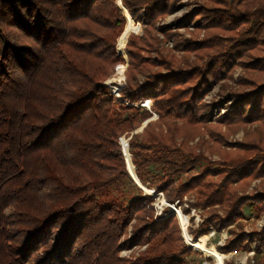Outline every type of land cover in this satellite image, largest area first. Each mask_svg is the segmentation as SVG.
Here are the masks:
<instances>
[{"label":"trees","instance_id":"1","mask_svg":"<svg viewBox=\"0 0 264 264\" xmlns=\"http://www.w3.org/2000/svg\"><path fill=\"white\" fill-rule=\"evenodd\" d=\"M120 1L141 21L144 33L128 38L127 84L117 98L102 84L120 62L115 41L125 20L115 0H0V264H184L181 258L192 250L184 244L174 212L165 209L154 218L152 198L138 188L127 200L107 193L126 182L136 187L118 138L151 118L139 106L146 99L158 119L147 122L128 145L141 185L162 193L170 205L182 203L187 194L193 208L226 203L224 218L216 210L204 213L206 224L217 230L231 225L248 201L234 194L231 202L224 195L226 183L212 187L205 182L207 170L178 182L205 159L175 143L179 130L174 124L206 126L210 106L197 99V89L186 87L189 73L175 80L172 67L166 68L167 75L150 71L174 49L212 50L215 60L207 78L227 76L223 74L235 62L248 71L264 70V61L253 65L248 55L264 49V0H205L200 9L158 27L157 20L181 0ZM189 23L212 33L201 41L183 40L178 30ZM155 33L173 41V50L158 49ZM138 75L147 80L139 83ZM203 81L198 89H205ZM228 99L234 105L221 117L223 124L264 126L263 89L230 92ZM253 101L255 107L249 109ZM253 150L260 152L257 146ZM259 156L228 165L236 168L232 176L260 168L264 158ZM8 209L12 213L7 215ZM244 238L236 236L219 250H247ZM254 238L264 264V228ZM137 246L146 248L135 259L118 257Z\"/></svg>","mask_w":264,"mask_h":264},{"label":"rangeland","instance_id":"2","mask_svg":"<svg viewBox=\"0 0 264 264\" xmlns=\"http://www.w3.org/2000/svg\"><path fill=\"white\" fill-rule=\"evenodd\" d=\"M115 2L120 14L125 20L124 27L115 41V53L120 59V62L115 65L113 71L102 82V84L108 87L109 91L115 97L120 98V91L124 89L127 84L129 58L127 55L126 44L128 38L131 35L142 37L144 27L141 21L129 15L127 9L122 5L120 0H115ZM204 3L205 0H181L173 11L157 20L156 27L167 26L174 20L182 19L186 15L200 9ZM253 6L254 5H252V9ZM121 10L123 11V14ZM211 33V31H197L191 23L187 24L186 28L178 30V34L182 36L183 40L192 38L195 41H201L205 39L206 36H210ZM219 35L226 37L233 35V33L219 32ZM155 36L159 39L157 45L158 49L161 51L163 49L173 50V41H164L161 34L155 33ZM169 54V57L164 59L165 62H159L158 66L151 68V74L161 73L167 75L166 68L172 67L171 73H175L176 76L174 78L175 80H178L179 74L188 75L187 73H189L192 79L185 82L187 83L186 87H193L195 90L197 89V99L200 98L203 105L210 106L207 109L211 115V120L206 126L191 125L188 130L185 127L183 128V124L179 121L174 124L179 130L175 137L173 135L175 143L183 147L185 150H193L195 154L201 155V157L205 159L201 160L198 163L197 168L194 170L187 171L180 175L178 182L195 177L198 173L204 170L210 171L211 173L219 170L221 175L216 176L209 173L205 177V182L209 183L212 187L221 184L225 185L226 183L227 185H225L226 188L224 189V195H229V198L231 197V202L232 198L235 197L234 194L242 200L248 199L239 210L240 216L233 217L234 221L231 225L224 226L219 230L213 227L212 224H206L208 216L206 217L204 213L216 210L217 214L221 218H224L223 209L226 206V203L215 204L205 210H202L201 208H193L190 207V203L194 200L187 194L183 197L182 203L171 205L175 207V210L179 214V216L175 214V217L184 244L192 250L188 256L181 258V260L184 261V264H261L259 262L261 254L259 252L257 253L255 250L257 242L254 238V234L260 232L264 228V164H262L260 168H256V170H242L236 177L232 176L236 168L229 167L228 165L236 166L237 162L251 161L258 155H260V158H264V126L263 123L260 122H247L232 128L227 127L220 120L222 116L231 111L234 105L233 101H230L229 99L225 100L230 92L252 94V92L256 90L258 91V89L264 90V70L248 71L247 68L245 69V66L239 64V62H235L231 64L230 68H227L225 74H223L227 76L207 78L206 75L208 69L215 60H211V55H213L212 50H199L186 53L185 51L174 49L173 51H170ZM248 55L255 60L253 65L255 63L261 65L264 61V49L257 48L251 50ZM154 57L155 55L151 54V58ZM243 60L249 61V58L245 56ZM144 75L137 76L139 83L147 80V75ZM203 79L206 81H203ZM200 81L206 82L203 86L205 88L204 90L203 88L198 89V87H200ZM199 90L200 92H198ZM139 106H142L145 110L149 111L151 113V118L144 121L136 130L131 133H124L118 138V144L122 155L124 145L126 159L133 172L135 168L132 164L131 154L128 149L131 136L134 134H141L147 122L156 121L158 119V115L152 111V102L150 99L144 100ZM253 107H255L254 101L250 104L249 109ZM184 133L189 137L185 136ZM256 146L260 150L257 155L254 154L256 152L253 150ZM257 171H259V173ZM256 172L258 174H255ZM229 176L232 177L230 180L228 179ZM142 187L146 189L144 186ZM137 188V185L135 187L126 182L122 187L117 189L112 188L107 193L109 198L127 200L137 195ZM149 191H152L153 195L149 193ZM143 193L150 196L153 200L150 207H152L154 218L164 215L165 209H169L167 214L170 211L175 213L174 210H171V208L168 207V203L162 193H156L154 189H146ZM227 204V208H229V202ZM183 209L187 212H183ZM19 211H24V209H20ZM6 213L8 215L12 213V210L8 209ZM185 218L187 222L185 221ZM131 225L127 230V238H130ZM201 227L204 229L202 231L205 232L203 234H199ZM189 228L197 233L196 236L189 234ZM240 235H245L243 243L247 246V250L243 248H240L235 252H223L219 250L222 246L226 245L227 242ZM145 248V246H137L130 250L123 249L118 254V257L133 260L138 257Z\"/></svg>","mask_w":264,"mask_h":264},{"label":"water","instance_id":"3","mask_svg":"<svg viewBox=\"0 0 264 264\" xmlns=\"http://www.w3.org/2000/svg\"><path fill=\"white\" fill-rule=\"evenodd\" d=\"M123 156H124L125 163H126V169H127V172H128V174H129L130 178H131L132 181L138 186L139 189H141V190H143V191H146V189H144V188L140 185V183H139L137 177L135 176L134 172L130 169V167H129V165H128V161H127V159H126V155H125L124 145H123ZM132 173H133V174H132ZM167 205H168L169 208H171V210H174V211H175V214H176L177 216H179V214H178L177 211L175 210V207H174V206H171V205H169V204H167ZM182 235H183V231H182ZM183 237H184V235H183ZM184 239H185V238H184Z\"/></svg>","mask_w":264,"mask_h":264}]
</instances>
